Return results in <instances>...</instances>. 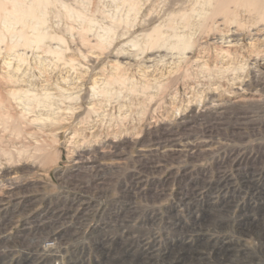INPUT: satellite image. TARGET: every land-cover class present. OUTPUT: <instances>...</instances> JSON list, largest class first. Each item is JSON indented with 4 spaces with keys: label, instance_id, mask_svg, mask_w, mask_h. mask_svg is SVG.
<instances>
[{
    "label": "rangeland",
    "instance_id": "rangeland-1",
    "mask_svg": "<svg viewBox=\"0 0 264 264\" xmlns=\"http://www.w3.org/2000/svg\"><path fill=\"white\" fill-rule=\"evenodd\" d=\"M15 3L36 6L0 0V205L11 184L31 203L0 234V264H264V246L237 232L257 205L241 175L252 166L264 187V0H43L26 21ZM63 202L90 214L63 224L81 235L27 249ZM128 208V230L112 231Z\"/></svg>",
    "mask_w": 264,
    "mask_h": 264
},
{
    "label": "bare ground",
    "instance_id": "bare-ground-1",
    "mask_svg": "<svg viewBox=\"0 0 264 264\" xmlns=\"http://www.w3.org/2000/svg\"><path fill=\"white\" fill-rule=\"evenodd\" d=\"M33 1L36 3V6H34L35 5L34 4L30 8H27L26 6H24V5L20 4V3H15V5H14V7L12 9V12H11L13 18L14 19H18L19 21L28 20V18L30 16H32L35 12H37L36 10L39 9L42 6V3H43V0H33ZM5 24H7V21H5ZM228 43H231V41L228 42ZM226 107H227V105H225V103H219L218 105H215V106L212 105L211 107H208L207 110L211 109V110H215V111H221V112L223 111L224 112ZM242 119H243V117H242ZM247 121H249V118H247ZM219 125H221V124H219ZM213 126L210 127V128L212 129ZM171 142L173 143L174 141H171ZM201 145H197L195 148L192 147L191 151H193L194 149H197V148L198 149L201 148L202 147ZM175 146L176 145L174 144L172 147H175ZM167 152H169V151H167ZM170 152H177V151L176 150H171ZM198 154H199V152L195 153L193 156H191V159H196L195 156H197ZM148 160H150V159H148ZM148 164L149 163L143 164L144 170H142V171H149V170H153L154 169V165H152V164L148 165ZM81 165H82L81 162H77V163L74 164V167L78 166V167H76V172L79 171L77 168L80 169L82 167ZM247 166H249V162H247V160H245V161H241L240 163H238L235 167H237L238 170L239 169L242 170L241 167H245L246 168ZM256 170H257V168H256ZM253 171L254 170L252 169V166L249 167V169L247 168L245 176L241 175L242 178H241L240 182H242V189H250V190H253L255 192L256 198H257V205L250 211L243 210V212L240 214V216H239V218L237 220V232L240 235H243V236H246V235H249L250 233H252L255 236V239L258 242V244L260 246H264V187L262 188L256 183L255 175H257V174L256 173L254 174ZM101 175H103V174H101ZM260 175H264V169H262V171L260 172L259 176ZM243 176H244V178H243ZM104 178H105V176H101V178L99 177L95 181L96 182L97 181H103L104 182ZM88 181H89V179H88ZM86 186L90 187V184L89 185L86 184ZM197 186L198 185H197V183L195 181H193V180L187 181V183L185 184V187L189 188V189H186V190H189V191H186V193L183 194L182 201L184 203L191 205L195 201V199H194L195 195L199 193L198 192L199 188H197ZM228 186H229V183L226 182L223 186L218 184L216 187L219 190H223V189L228 188ZM8 189L9 190L7 191L8 194H7L6 199L9 202H8L7 205H0V226L1 227L3 226L2 228L0 227V234L1 235L4 234L5 232H7V231H5V229H7V227H9L10 224H11L10 218L11 217L13 218V215L15 213L26 211L27 210L26 208L28 206H30V203H31V197H27L26 195H24L23 197L22 196L18 197L19 194L17 195V193H16V187L12 186V184L10 185V187ZM209 191H211V190H209ZM71 198H73V197H71ZM66 200H69V199L66 198L65 201ZM76 200H79V198L78 197H74V199L72 201H76ZM75 205H76V203H75ZM61 206L63 207L64 210L59 211V212H57V210H55V212L49 211L48 214L46 215L45 219L43 220V222L41 221V217L42 216L39 215V217H38V219L35 222V225L33 227V230H34L33 231L34 232L33 238L37 239V241L35 243H33V242L31 243L30 242L29 244H27L25 246L27 249L32 248V247L33 248H38V249L39 248H46L47 249L49 247V248L53 249V248H56L57 246H63L65 244H66L65 246H67V243H69V242H71V244H72L73 241H70V240H74V238L76 240V237H79L81 235L82 230H83V229H81L82 227L80 228V227H77V226H70L69 229H63L64 228L63 224H67V221L70 218H72V219H76V222H77L76 225L78 224L80 226H84V224H85V222L87 220L85 218L87 216H89L90 214H88V212L87 213L86 212L85 213L81 212L76 217V213H75V215H71V211H70V209H69V207L67 205V202H63ZM104 210L105 209L101 208L100 211H98V212L99 213L102 212L101 214H103ZM90 211H92V210H90ZM44 214H45V212H44ZM90 217H92V216H90ZM133 217H134V214H133L131 208L124 209L123 212L122 211L119 212L116 215V219H114L116 221L119 220L118 224H115L116 223V221H115L114 224L111 223L108 226H110V228L113 229L112 231H117V232L121 233V231L123 230V232H124V230H128V228H129L128 225H129V223H131ZM108 223H110V222L108 221ZM108 223H106V224H108ZM104 229H105V226L103 224L100 225L99 223H97L95 226H92V228L90 230V233L88 235H90L93 238L94 237H98V233H102L104 231ZM25 230L26 229H24V231ZM100 235H102V234H100ZM6 237H7L6 235L3 236L2 237L3 239L0 240V243L3 240H5ZM8 243H10L9 239L6 240V244H8ZM93 243L95 245H100L101 244V243H96V242H93ZM81 247H83V246H81ZM68 248H69V245H68ZM78 252H80V248H79ZM77 258H78V260L73 259V261H70V259H65L63 257L62 260H60L56 264H69L70 262H73L74 264H87L89 262V259H81V257H77ZM52 260H54V259L50 256V260L49 261H51V263H52ZM12 262H11V264H12ZM38 262H39V260L37 259L35 261V264H38ZM46 262H43V263H46ZM100 262H101V259L94 260L93 264H101ZM27 263L29 264V263H32V262H27ZM39 264H42V263L39 262Z\"/></svg>",
    "mask_w": 264,
    "mask_h": 264
},
{
    "label": "built area",
    "instance_id": "built-area-1",
    "mask_svg": "<svg viewBox=\"0 0 264 264\" xmlns=\"http://www.w3.org/2000/svg\"><path fill=\"white\" fill-rule=\"evenodd\" d=\"M90 262V261H89ZM88 264V263H87ZM90 264H91V262H90Z\"/></svg>",
    "mask_w": 264,
    "mask_h": 264
}]
</instances>
